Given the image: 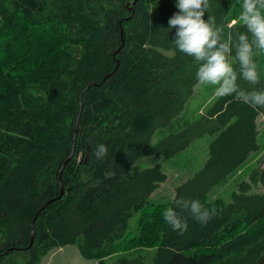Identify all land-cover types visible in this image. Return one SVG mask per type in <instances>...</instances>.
<instances>
[{"label": "trees", "instance_id": "1", "mask_svg": "<svg viewBox=\"0 0 264 264\" xmlns=\"http://www.w3.org/2000/svg\"><path fill=\"white\" fill-rule=\"evenodd\" d=\"M209 4L204 19L222 29L217 47L228 43L238 91H264L255 45L257 84L242 78L236 59L239 35L252 41L243 24L233 26L242 0ZM176 12V0H0V264H40L66 245L94 264L134 248H155L151 264H264V191L243 181L229 202L207 198L259 149L264 108L233 93L181 119L203 61L175 48L168 20ZM205 134L202 167L170 201L153 200L165 172L132 165L174 157ZM99 144L103 159L94 155ZM250 175L264 184L263 174ZM192 200L217 210L207 224L192 218ZM168 207L186 220L182 235L164 221ZM136 212L138 233L129 235ZM118 264H145L144 256Z\"/></svg>", "mask_w": 264, "mask_h": 264}, {"label": "clouds", "instance_id": "2", "mask_svg": "<svg viewBox=\"0 0 264 264\" xmlns=\"http://www.w3.org/2000/svg\"><path fill=\"white\" fill-rule=\"evenodd\" d=\"M176 7L178 12L168 20L169 29L176 30L173 44L177 50L194 58L196 62L203 61L196 70V80L201 85L215 86L214 95L217 98L236 93L235 99L244 104L264 108V91H238L237 73L227 58L230 51L228 43H220L217 47L222 29L214 27V17L204 19L205 12L210 8L209 0H176ZM241 9L238 20L233 21V26L243 24L251 33L252 41L250 43L244 34L239 35L236 59L242 78L255 85L260 81V77L253 45L258 53H264V0H242ZM94 155L97 159H103L107 155L106 146L97 145ZM173 203L181 205L182 209L189 207L188 200L181 202L174 198ZM216 212L215 208H205L199 200L191 201V216L200 224H207ZM162 215L173 231L181 235L187 231L186 220L182 219L173 207L166 208Z\"/></svg>", "mask_w": 264, "mask_h": 264}, {"label": "rangeland", "instance_id": "3", "mask_svg": "<svg viewBox=\"0 0 264 264\" xmlns=\"http://www.w3.org/2000/svg\"><path fill=\"white\" fill-rule=\"evenodd\" d=\"M259 62L264 68V53L258 54ZM264 70V69H263ZM214 87L211 85H201L199 82L194 87L193 93L186 102L184 110L181 113V119L194 120L205 112L213 103L216 96ZM259 149L253 152L249 159L244 162L232 175L224 182L214 186L207 193L208 200L220 198L225 202L231 201L232 193L237 191L239 184L243 181L251 183L250 192L264 191L262 181L254 183L251 181V173L256 172L257 177L264 175V113L257 116ZM211 139L210 135L197 137L181 153L171 158L161 156L147 155L137 160L132 165L131 170H139L144 167L159 164L166 174V180L161 182L153 192L152 198L156 202H168L175 193V188L187 178L191 177L198 171L205 162L208 155V144ZM139 212L134 213L128 220L127 231L129 235L138 233L137 219ZM155 248H134L124 251L110 253L103 257V264H118V258L127 256L135 258L138 255L144 256V263L151 264ZM95 259L84 257L77 245H67L51 250L42 257L40 264H94Z\"/></svg>", "mask_w": 264, "mask_h": 264}, {"label": "water", "instance_id": "4", "mask_svg": "<svg viewBox=\"0 0 264 264\" xmlns=\"http://www.w3.org/2000/svg\"><path fill=\"white\" fill-rule=\"evenodd\" d=\"M72 155H73V150H72V152L70 153V155L68 156V158H67L66 161H68V160L71 158ZM64 164H65V163H64ZM64 164H63V165H64ZM62 167H63V166H62ZM60 193H62V188H61V192H60ZM31 242H32V241H31ZM31 242H30V243H31Z\"/></svg>", "mask_w": 264, "mask_h": 264}, {"label": "crops", "instance_id": "5", "mask_svg": "<svg viewBox=\"0 0 264 264\" xmlns=\"http://www.w3.org/2000/svg\"><path fill=\"white\" fill-rule=\"evenodd\" d=\"M67 246V245H66Z\"/></svg>", "mask_w": 264, "mask_h": 264}]
</instances>
